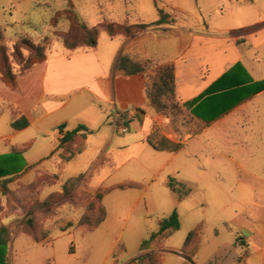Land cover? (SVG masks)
<instances>
[{
  "label": "crops",
  "instance_id": "1",
  "mask_svg": "<svg viewBox=\"0 0 264 264\" xmlns=\"http://www.w3.org/2000/svg\"><path fill=\"white\" fill-rule=\"evenodd\" d=\"M100 1L102 0H95L97 5ZM137 2L140 7L139 10L134 11L136 19L108 21L121 24H152L159 19V12L163 10L166 13L175 11L185 15L196 28L191 29L184 25L180 28H161L160 31L142 33L133 39H112L102 31L96 48L70 51L63 45L62 50L49 49L46 60L19 75L14 86L6 84L0 72L2 84L17 93L8 96V102L3 108L0 106V118L5 115V111L11 110V131L0 129V182L13 179L10 185L8 184L11 189L17 182L28 185L42 175L54 174L46 168V163L58 165L64 170L86 150V135L89 133L102 134V129H105V143L101 148L113 145L116 136H126L133 130L142 133L141 140L127 144L125 142L120 149L128 153L125 164L138 163L136 167L140 171L136 169L135 174L141 173L143 176L141 178H145L143 179L145 181L129 179L126 182L111 184L105 181L101 185L92 186L102 191L111 190L102 201L107 213L106 219L96 229L105 227V231L112 232L120 226L107 204L108 195L117 191L122 193L138 191L131 194L132 208H136L140 201L145 200L150 191L153 192L149 198L155 199L157 189H152V186L145 183L151 180L152 185L160 181L162 187H169L170 178L180 176L182 170L187 167V163H183V159H180L185 148L190 147L187 156L197 159L203 152L210 151L216 154L219 152L218 143L223 137L235 136L238 133V136L247 134L249 127L244 126L248 123L249 126H254L258 120L256 113L259 111L262 115L261 119L264 118V90L260 92L256 90V84L264 82V0H137ZM213 12L221 13L220 24L210 22L209 18ZM156 15L157 19H153ZM101 16L103 17L102 11ZM81 20L86 23L84 19ZM108 21L100 18L97 25L86 24L89 27H96ZM65 24L67 23H62L63 26ZM63 26L59 27L63 28ZM167 44L171 47V55L161 51ZM6 45L8 46L7 43ZM12 46L8 48L11 49ZM225 47H228L229 55L225 52ZM222 52L224 56H221ZM122 56H129L135 61L159 60L161 62L159 66L173 65L176 77V100L180 105L190 109V113L201 103L192 106V102L204 95L226 74L231 73L221 84L223 86H219L220 88L217 89L219 93L216 94H224V91L222 93L220 91L232 87L237 81L247 85L244 90L236 94V98L240 97L238 103L210 124L207 125L205 121L191 113L198 123L207 127L185 143L181 152H158L146 141L152 131L154 117V110L146 91L149 76L144 73L127 75L124 70H120L118 61ZM212 56L213 59L208 61L207 57ZM238 65L240 68L233 72L232 70ZM208 103L205 102V105L202 103L204 105L202 108L208 106ZM88 111L89 115L86 114ZM115 116H123L129 123L126 134L122 131L118 133L116 121L113 123L112 118ZM22 118L28 121V125L23 129L13 128V124ZM60 126L65 127L64 131L59 130ZM80 126L85 129L79 134L81 146L73 155L70 154L67 159H62L58 151L60 133L63 132L66 136L68 132ZM33 127L40 138L50 139L53 136L56 143L50 142L46 153L39 156L37 161H27L18 155L25 154L31 144L27 143L19 148L14 141L18 135ZM263 127L264 120L261 129ZM57 158L62 161L60 164ZM146 160L148 161L145 162ZM198 169L206 171L204 165H200ZM35 171H38L37 177ZM197 174L195 180H205V172ZM252 177L258 178L255 175ZM260 178V191H255L249 199L240 200L239 206L242 211L235 212L236 218L239 214L247 217V231L250 233V237L245 238L244 241L251 249V253L240 259L241 264H249L251 261L264 264V175ZM71 179L75 178L69 180ZM124 184H134L138 187L118 188ZM4 191V187L0 184L1 208H6ZM209 205L210 203L204 202L201 206ZM11 221L0 212V228L4 226L10 230ZM207 225L206 219H201L190 231L199 228L190 247V249L197 248L194 255L196 257L201 255L204 247V230ZM49 229L48 236L40 241L23 234L13 236L7 246H0V264H6L8 258H12L13 264H72L67 256L74 257L70 253L74 245L68 248L69 251L61 250L57 241L53 239V235L60 230ZM84 229L89 232L96 230ZM92 241L83 247L84 264H120L119 261L111 262L114 249L106 250L104 254L103 242ZM74 252H76L75 247ZM190 253L189 255L193 257V253ZM99 254L100 258L96 259ZM136 256L126 259L122 264H133L131 260Z\"/></svg>",
  "mask_w": 264,
  "mask_h": 264
},
{
  "label": "rangeland",
  "instance_id": "2",
  "mask_svg": "<svg viewBox=\"0 0 264 264\" xmlns=\"http://www.w3.org/2000/svg\"><path fill=\"white\" fill-rule=\"evenodd\" d=\"M72 1L77 13L89 25H97L100 18L107 21L134 20L136 19L134 11L139 10L140 7L137 0H102L99 5L95 0ZM68 2L69 0H0V27L5 42L11 47L18 35L27 34L31 42L39 43L44 40L52 51L62 50L63 44L56 37L55 31L67 30L69 25L63 26L61 23L63 28H60V25L53 27L51 21L56 12L68 7ZM173 13L176 14L177 20L175 26L152 27L142 33L160 31L161 28L167 27L180 28L182 25L191 29L196 28L185 15L175 11ZM226 14H229V10ZM157 17L156 15L153 19ZM221 19L219 12L211 13L209 18L212 24H220ZM42 31L44 33H41ZM161 51L168 55L172 53L168 44ZM225 52L230 54L228 47H225ZM221 56H224L223 52ZM207 58L211 61L213 56ZM136 62L144 65V74L149 76L148 84H152L161 62L159 60ZM147 62L150 63L146 64ZM11 94L17 93L6 88L0 81L2 108ZM163 102L166 107L161 111L151 105L154 110L152 131H157L159 136L185 147V143L207 127L198 123L190 113V109L180 105L176 97L166 96ZM94 110L97 112L96 109ZM86 114L89 115V111ZM10 115L11 110H7L0 118L1 130L11 131ZM256 115L258 120L254 126H249L250 123L244 126L249 127L247 134L238 136V133L235 136L223 137L218 143L219 152L216 154L210 151L203 152L197 159L187 156L190 147L185 148L180 159H183V163H187V167L182 170L180 176L173 178L176 191L170 187H162L160 181L151 185V180H147L145 184L157 189V196L155 199L149 198L153 192L150 191L136 208H132L131 194L138 191L124 193L117 191L108 195L107 204L120 226L116 231L113 230L114 232L105 231V227L94 232L84 229L90 230L89 223L96 222L100 217L101 202L96 198V190L92 186L101 185L105 181L109 184L126 182L129 179L145 181L143 180L145 178H141L143 177L141 173L135 174L136 169L140 171L136 167L138 163L125 164L128 153L120 149L125 142L127 144L141 140L142 133L139 130H133L126 136H116L113 145L110 144L107 148H101L105 143V129H102V134H87L86 150L78 156V159L73 162L68 161L70 163L64 170L58 165L46 163V168L54 174L42 175L28 185L17 182L12 185V189L7 186L9 190L4 191L6 208L0 207V212L7 219L12 220L10 222L12 236L23 234L42 238L48 235L49 228V230H60L53 235V239L57 241L61 250L69 251L68 248L74 245L71 249L74 252L75 247L76 252H70L74 257L67 256L72 264H84L82 250L91 240L103 242L104 254L106 250L114 249L111 262L119 261L122 264L126 259L138 254L137 259L146 256L151 251L144 250V243L150 240L153 234L158 233L160 221L177 212L181 218L180 230L169 233L165 239L156 240L152 248L156 253V262L143 261L142 264H241L240 259L251 253V249L244 241L245 238L250 237V233L247 231V217L239 214L236 218L235 212L242 211L239 206L240 200L249 199L255 191H260V177L264 175V127L261 129L264 118L261 119L260 111ZM112 118L115 123L118 117ZM50 142L55 144V137L40 138L34 127L18 135L14 141L19 148L27 143L31 144L25 154L18 155L27 161H37L39 156L46 153ZM57 160L59 164L62 162L58 158ZM198 165H204L206 171H200ZM198 172H205V180L194 179L198 176ZM35 174L37 177L38 171H35ZM80 175H83L84 179L74 183L69 192L62 195L58 204L55 201L53 206L43 212L30 211L33 202L48 200L52 195L62 192L65 182ZM254 175L258 178L252 177ZM204 202L210 203L211 207L201 206ZM201 219H206L208 222L204 230V247L199 257H192L189 253H193V249L189 246L185 247V242L190 231ZM99 258L100 254L96 259ZM134 259L131 262H134ZM6 264H13L12 258H8ZM249 264L261 263L251 261Z\"/></svg>",
  "mask_w": 264,
  "mask_h": 264
},
{
  "label": "trees",
  "instance_id": "3",
  "mask_svg": "<svg viewBox=\"0 0 264 264\" xmlns=\"http://www.w3.org/2000/svg\"><path fill=\"white\" fill-rule=\"evenodd\" d=\"M173 12L174 11L166 13L163 10H160L159 19L152 24H121L116 22H105L96 27H89L81 20L80 15L75 9L73 1L69 0L68 7L66 9L54 14L51 25L53 27H57L63 22L69 25L67 30L55 31L56 37L62 42L67 50L73 51L78 49H93L98 46L100 33L102 31L106 32L112 39H132L152 27H161L165 25L173 27L177 22L176 14ZM47 44V41L44 42V40L39 43L31 42V40L26 35H20L18 40L10 49L4 41L3 31L0 27V72L3 76L4 82L8 85L14 86L19 75L28 71L35 64L45 61L47 58V52L49 50ZM149 63L150 62H147L146 64ZM118 67L120 70H124L127 75L144 73V65L132 60L129 56L120 57L118 61ZM239 68L240 66L238 65L232 71L235 72V70H238ZM230 74L224 75L219 81L210 87L204 95L193 101L191 104L192 106H196L201 102L197 107L192 109L191 113L197 118L205 121L207 125L213 122L216 118L230 111V109H232L240 100V97H235L237 96L236 94H238L239 91L244 90V87L247 85L246 83L237 81L234 84L232 83V87L220 91L221 93L224 91V94H216L219 93V91H217V89L220 88L219 86H223L221 84H223L226 78H229ZM175 82L176 77L174 66H159L158 74L155 80L152 82V84H148L146 88L150 104L160 111L163 110L166 107V104L163 102V98L169 95L175 97ZM256 88L257 92L263 91L264 82L256 84ZM205 102L209 103L208 106H205L203 109L202 106L205 105ZM192 106H190V108H192ZM27 125L28 121L25 118H22L13 124V128L23 129ZM128 125L129 123L126 122L123 116L117 118L116 127L118 133H121L124 128L128 129ZM64 129V126H60L59 128L60 131H64ZM82 130L85 129L80 126L76 130L68 132L64 139L60 141L58 151L60 152L59 156L62 159H67L70 154L73 155L81 146V137L79 134ZM146 141L155 151L158 152L176 153L184 149L183 145L173 142L166 137L159 136L155 130L150 133ZM83 179L84 176L81 175L78 178L69 180L63 185L62 192L52 195L48 200L33 202L30 211L34 213L43 212L53 206L55 201L56 204H58V201L62 195L64 196L66 192H69L70 187L73 186L74 183H79ZM12 180L13 179H8L0 182V184H2L5 190H9L7 186ZM174 181L175 180L173 178L169 180V187L173 191H176V188L174 187ZM136 187L138 186L134 184H124L118 188L128 189ZM95 190V193L97 194L96 198L101 202V207L99 210L100 217L96 222L89 223L91 226L90 230L96 229L105 221L107 213L102 201L104 196L111 191H99V189ZM34 213H32V215ZM180 228L181 219L177 212H174L170 217L160 221L158 233L153 234L150 240L144 243V250H150L151 252L146 256H140L138 259L135 258L134 262L132 263L134 264L135 262H138L139 264H142L143 261L156 262V253L152 249L154 242L163 238L165 239L169 233L178 231ZM198 231L199 228L189 233L185 242V247H191V244ZM27 236L33 238L35 241H40L45 239L48 235H45L42 238H36L30 235ZM12 237L11 231L6 227L1 226L0 246H7ZM191 249H193L194 256L197 252V248L193 247Z\"/></svg>",
  "mask_w": 264,
  "mask_h": 264
},
{
  "label": "built area",
  "instance_id": "4",
  "mask_svg": "<svg viewBox=\"0 0 264 264\" xmlns=\"http://www.w3.org/2000/svg\"><path fill=\"white\" fill-rule=\"evenodd\" d=\"M127 132H128L127 128H124V129L122 130V133H123V134H126ZM64 137H65L64 133H63V132L60 133L59 140H63Z\"/></svg>",
  "mask_w": 264,
  "mask_h": 264
}]
</instances>
